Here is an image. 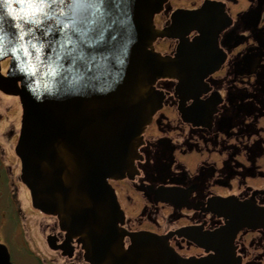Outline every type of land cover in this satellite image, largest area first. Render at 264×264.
I'll return each instance as SVG.
<instances>
[{"label":"water","instance_id":"95a60500","mask_svg":"<svg viewBox=\"0 0 264 264\" xmlns=\"http://www.w3.org/2000/svg\"><path fill=\"white\" fill-rule=\"evenodd\" d=\"M167 1L106 0L102 12L90 15L85 35L73 36L75 43L64 42L59 25L44 35L53 21L34 26L0 6V90L18 96L23 109L17 147L23 181L34 205L78 239L91 264H241L232 239L220 240L242 227L236 208L219 212L230 222L206 257L183 258L147 233L129 235L126 246L119 228L123 212L109 181L135 171L143 134L163 103L156 82L177 80L185 92L214 68L207 55L218 33L217 9L206 3L178 10L172 25L159 30L154 18ZM22 7L12 0L13 12ZM193 31L200 36L190 41ZM165 37L180 42L173 57L155 51L154 42Z\"/></svg>","mask_w":264,"mask_h":264},{"label":"flooded vegetation","instance_id":"af4514ba","mask_svg":"<svg viewBox=\"0 0 264 264\" xmlns=\"http://www.w3.org/2000/svg\"><path fill=\"white\" fill-rule=\"evenodd\" d=\"M206 3L220 18L207 55L214 68L185 92L177 80L156 82L163 103L143 134L135 171L109 181L123 212L119 228L126 246L129 235L147 233L183 258L206 257L230 222L219 212L236 208L242 227L220 240L232 239L241 264H264V0H168L155 28ZM179 43L158 38L154 48L173 57ZM9 65L2 62L3 75ZM22 118L20 98L0 90V264H91L78 239L34 205L17 152Z\"/></svg>","mask_w":264,"mask_h":264},{"label":"snow or ice","instance_id":"6c2138e0","mask_svg":"<svg viewBox=\"0 0 264 264\" xmlns=\"http://www.w3.org/2000/svg\"><path fill=\"white\" fill-rule=\"evenodd\" d=\"M17 2L24 5L19 13L13 12L12 0H0V6L7 8L10 15L17 16L18 19L34 26L44 27L43 22L53 21L54 24H47L44 35L52 32L54 25H59L58 31L63 33L65 43H75L74 35L83 37L88 31L86 26L93 23L90 15L93 12H102L103 6L106 5V0H17ZM17 27L22 28L23 25ZM32 31V28L28 29L29 33ZM22 38L23 33H21ZM4 39L3 29L0 28V51L3 50Z\"/></svg>","mask_w":264,"mask_h":264}]
</instances>
